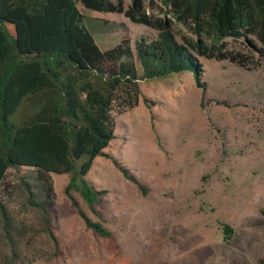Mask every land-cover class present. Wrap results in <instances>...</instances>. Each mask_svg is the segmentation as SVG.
<instances>
[{
  "label": "rangeland",
  "instance_id": "374dc122",
  "mask_svg": "<svg viewBox=\"0 0 264 264\" xmlns=\"http://www.w3.org/2000/svg\"><path fill=\"white\" fill-rule=\"evenodd\" d=\"M76 4L101 50L128 38L135 53L136 40L157 37L156 30L123 13ZM129 4L123 0L124 8ZM143 4L152 16L171 20L180 43L188 46L196 39L160 0ZM225 41L230 49L247 51L243 38ZM196 56L204 89L192 71L182 70L138 80L139 101L132 108L119 111L121 99L114 101V137L104 148L107 156H96L84 175L105 191L95 205L99 215L70 191L85 215L101 221L110 236L85 227L64 193L68 174L50 173L55 246L42 231L41 211L28 201L29 196L44 199L47 183L37 180L32 167L9 168L0 184V205L10 220L14 248L0 215V264H264V63L246 70L225 59ZM133 60L141 75L139 61ZM221 223L233 228L228 240Z\"/></svg>",
  "mask_w": 264,
  "mask_h": 264
},
{
  "label": "trees",
  "instance_id": "16d2710c",
  "mask_svg": "<svg viewBox=\"0 0 264 264\" xmlns=\"http://www.w3.org/2000/svg\"><path fill=\"white\" fill-rule=\"evenodd\" d=\"M77 1L97 11L123 13L130 21L156 30L157 37L149 42L136 40L135 53L128 38L101 50L83 22ZM160 1L172 19L187 25L196 36L188 42L193 52L176 39L171 20L147 13L143 0H130L127 8L123 0H0V184L9 168L35 169L37 180L47 183L45 196L41 200L29 196L28 201L41 211L42 231L55 246L50 173L68 174L64 193L85 227L101 237L111 234L101 221L85 215L70 191H77L99 215L95 205L105 191L95 189L84 175L96 156H107L104 148L114 137L111 111L116 99H121L119 111L132 108L139 101L138 80L182 70L192 71L197 86L204 89L196 55L225 59L246 70L264 63V0ZM228 38H243L247 51L228 48ZM83 156L84 161L77 164ZM113 161L145 193L144 186ZM0 215L13 250L10 220L2 205ZM221 230L225 240L234 232L228 223H221Z\"/></svg>",
  "mask_w": 264,
  "mask_h": 264
},
{
  "label": "crops",
  "instance_id": "0c3cea01",
  "mask_svg": "<svg viewBox=\"0 0 264 264\" xmlns=\"http://www.w3.org/2000/svg\"><path fill=\"white\" fill-rule=\"evenodd\" d=\"M7 27H8V29H9V31H10L11 33H14V30H13L12 26L8 25ZM92 33H93V32H92ZM93 37H94V39H95V36H94V35H93Z\"/></svg>",
  "mask_w": 264,
  "mask_h": 264
}]
</instances>
